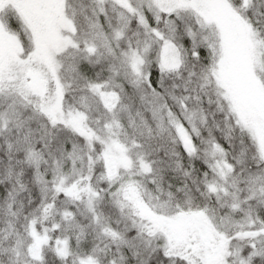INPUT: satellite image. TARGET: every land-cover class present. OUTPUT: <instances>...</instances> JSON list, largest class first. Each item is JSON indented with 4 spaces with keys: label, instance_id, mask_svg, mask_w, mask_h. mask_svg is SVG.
<instances>
[{
    "label": "snow or ice",
    "instance_id": "1",
    "mask_svg": "<svg viewBox=\"0 0 264 264\" xmlns=\"http://www.w3.org/2000/svg\"><path fill=\"white\" fill-rule=\"evenodd\" d=\"M0 264H264V0H0Z\"/></svg>",
    "mask_w": 264,
    "mask_h": 264
}]
</instances>
